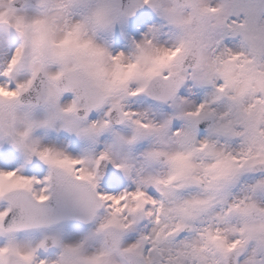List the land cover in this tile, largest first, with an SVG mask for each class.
<instances>
[{
  "label": "snow or ice",
  "instance_id": "1",
  "mask_svg": "<svg viewBox=\"0 0 264 264\" xmlns=\"http://www.w3.org/2000/svg\"><path fill=\"white\" fill-rule=\"evenodd\" d=\"M0 264H264V0H0Z\"/></svg>",
  "mask_w": 264,
  "mask_h": 264
}]
</instances>
